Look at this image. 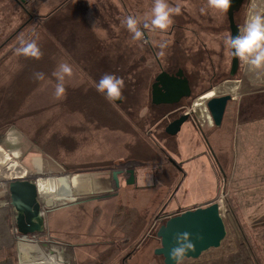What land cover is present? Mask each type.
I'll return each instance as SVG.
<instances>
[{"label": "rangeland", "instance_id": "1", "mask_svg": "<svg viewBox=\"0 0 264 264\" xmlns=\"http://www.w3.org/2000/svg\"><path fill=\"white\" fill-rule=\"evenodd\" d=\"M166 2L181 9L166 30L143 28L154 0H41L36 13V4L21 6L27 19L11 34L33 19L24 41L34 40L42 55L18 54L20 47L5 55L3 46L12 38L0 41V147L15 158V169L0 177V264H164L154 253L158 227L214 201L224 238L179 264H264V70L239 60L229 76L225 11L209 8L208 0ZM257 13L264 14V0H243L236 19L241 35ZM129 15L139 21L140 40L122 23ZM197 15L201 24L194 22ZM206 19L220 26L205 27ZM5 21L0 14V36ZM150 47L164 70L181 69L190 79L185 110L205 129L203 140L220 163L204 153L190 122L164 141V126L177 107L150 104V84L160 70ZM63 63L72 73L58 98L54 73ZM105 74L123 80L120 101L97 91ZM206 91L232 97L218 127L206 106L209 98H199ZM10 129L14 143L7 138ZM176 145L179 154L171 149ZM168 158L185 168V177L168 170ZM123 165L133 170L134 183L121 175L115 186L111 170ZM20 179L35 181L44 213V233L35 243L16 236L9 185ZM117 210L129 213V222L127 216L113 220Z\"/></svg>", "mask_w": 264, "mask_h": 264}, {"label": "water", "instance_id": "2", "mask_svg": "<svg viewBox=\"0 0 264 264\" xmlns=\"http://www.w3.org/2000/svg\"><path fill=\"white\" fill-rule=\"evenodd\" d=\"M242 2L243 0H230L229 8L226 11L230 35L233 37L239 35L238 29L234 25V11ZM237 64L238 58L232 57L230 75L235 73ZM189 95L190 87L187 79L182 77V71H178L175 75L161 71L156 76L152 86L153 103L172 104ZM231 98L226 94L207 100L206 106L215 126L221 125L227 102ZM118 101L120 99L115 102ZM187 119L188 114H183L171 120L166 125L165 132L169 135L177 134ZM128 173L130 175L126 181L130 184L134 182L133 170H128ZM112 176L115 186H117V171H114ZM9 196L17 238L21 241L38 242L44 233L45 221L35 181L20 179L11 182ZM182 233H189L194 244L193 250L184 257L197 258L203 251L219 246L226 234L225 225L219 213V203L214 201L206 206L186 209L171 216L158 227L156 236L160 239V246L154 249V253L163 257L164 264H173L169 252L176 246L175 237Z\"/></svg>", "mask_w": 264, "mask_h": 264}, {"label": "clouds", "instance_id": "3", "mask_svg": "<svg viewBox=\"0 0 264 264\" xmlns=\"http://www.w3.org/2000/svg\"><path fill=\"white\" fill-rule=\"evenodd\" d=\"M230 0H208V7L217 10L227 11ZM181 9L179 7L172 8L166 0H154L151 10L150 19H147L143 28H151L153 30H166L172 23L171 16L173 13L179 15ZM128 31L132 33L134 40L142 38V31L139 21L136 17L129 15L122 22ZM24 46L18 48V54L39 58L40 52L36 42H23ZM225 46L229 51V55L238 58L240 61L247 63L251 69L264 70V14L257 13L252 15L246 21L244 32L242 35L233 37L229 35L225 40ZM72 68L69 64L63 63L59 66V72L54 73L57 78L55 95L60 98L65 93L64 77L70 76ZM37 79H44L43 73L36 74ZM124 87L123 80L114 74H105L96 84V89L103 94L110 102L117 101L121 98L122 89ZM15 130L10 129L7 138L11 142H15ZM176 246L170 252L169 257L173 264H179V261L194 248V244L189 233L178 234L175 237Z\"/></svg>", "mask_w": 264, "mask_h": 264}, {"label": "flooded vegetation", "instance_id": "4", "mask_svg": "<svg viewBox=\"0 0 264 264\" xmlns=\"http://www.w3.org/2000/svg\"><path fill=\"white\" fill-rule=\"evenodd\" d=\"M242 4V3H241ZM241 4L235 9V11H234V15H233V17H234V25L236 26V28L238 29V34H240L241 35V28L239 27V24L237 23V21H236V19H237V15H238V13H239V10L241 9ZM226 13V12H225ZM226 17H227V13H226ZM227 21H228V18H227ZM195 22V21H194ZM203 21H197V23L198 24H201ZM206 25H205V27H211V28H215V29H218V27L220 26V23L219 24H215L214 22H213V20L212 19H206ZM196 23V22H195ZM181 28V26H177V29L179 30ZM228 30H229V35H230V28H229V23H228ZM192 33V32H191ZM151 48V53H152V56L157 60V62H158V65H159V67H160V70H159V72L158 73H160L161 71H166V70H164L163 69V67L161 66V64H160V62H159V60L157 59V55H156V53H155V49H154V47H150ZM207 52H208V56H207V58H208V62H210V61H212V55H211V53H210V47H207ZM140 59H142V57H140L139 58V60ZM231 63H232V56H231ZM238 64H239V59H238ZM238 64H237V68H238ZM237 68H236V71H235V73L233 74V75H230V70H231V65H230V69H229V76H234L235 74H236V72H237ZM178 71H182L181 69H178L177 71H175V72H168V71H166L168 74H170V75H175ZM214 71H215V69H214ZM216 72V71H215ZM215 72H213V73H215ZM158 73L155 75V77L153 78V81L151 82V91H150V93H151V96H150V104L153 106V108L154 107H159V106H176L177 108L174 110V112H177L175 115H173L170 119L171 120H173V119H175V118H177V117H179L180 115H183V114H188V119L183 123V124H185L186 122H190V125H192L193 126V128H196L197 129V131L199 132L198 134L200 135V137H201V139L203 140V139H206V132H205V129H203L202 127H201V125L200 124H197L196 123V120H195V117H194V115L189 111V109L188 110H185L186 109V106H188L189 104H190V99H191V97H189V96H186V98L185 97H182L178 102H176V103H172V104H168V103H161V104H155V103H153V101H152V86H153V84H154V82H155V79H156V76L158 75ZM213 75V74H212ZM182 77H184V78H186L187 79V81H188V84H189V87H190V94H191V84H190V79L187 77V75L182 71ZM215 97H217V96H215ZM232 99V98H231ZM230 99V100H231ZM229 100V101H230ZM178 104H180V106H177ZM179 108H181V109H179ZM150 111L153 113H155L156 112V110L155 109H151L150 108ZM149 116H153V114L152 115H149ZM171 120H169V122L171 121ZM168 122V123H169ZM168 123H166V125L168 124ZM192 123V124H191ZM222 123V122H221ZM166 125L164 126V133L166 134V138L164 139V141H166L168 138L169 139H171L172 137H175L177 134H175V135H169V134H167L166 132H165V127H166ZM182 127V126H181ZM217 127V126H216ZM209 135V134H208ZM168 137V138H167ZM204 146H206V148H204V153L205 154H208L209 156H211L212 157V159L214 160V158L216 159H218V161H219V163H220V155H218L212 148H211V146H210V144L208 143V142H206V140H203L202 142H201ZM172 150H173V152L174 153H179V150H178V146L176 145V146H173L172 148H171ZM173 159V158H172ZM172 159H170V158H168L167 160H166V162H165V164H166V166H167V168H168V170H173V171H175V173H178L179 175H181V176H186V174H187V171L185 170V168L183 169L182 167H180V165H178V164H176L175 162H173V160ZM220 169H221V167H220ZM128 170H130V167L129 166H126V165H123L122 167H118L117 169H112L111 170V179L113 180V182H114V179H113V176H112V174H113V172L114 171H117V177H119V176H126V177H124L125 179H128L129 178V173H128ZM134 183V182H133Z\"/></svg>", "mask_w": 264, "mask_h": 264}, {"label": "crops", "instance_id": "5", "mask_svg": "<svg viewBox=\"0 0 264 264\" xmlns=\"http://www.w3.org/2000/svg\"><path fill=\"white\" fill-rule=\"evenodd\" d=\"M0 1H1L0 2V14L2 17L6 16V21H5L6 26L4 25L6 27V31L4 34H2V36H0L1 37L0 41H1L6 36H10L13 29H14V26L16 27L17 25H20L21 23H23L27 19V16H24V15H22V13H20V12H22L21 5L18 6L16 4L15 0H0ZM40 2H41V0L40 1L35 0V2H34V4H36V6L34 5L35 7H33L35 13L38 10V8L41 6ZM32 22H33V19L32 20L30 19L26 23V26L22 30H20V32H18L15 36H13L12 39L6 45L3 46L4 51L7 50L5 55H8V54L10 55L11 53H13L15 51L16 47L24 46L22 44V41L25 42L24 39L27 36V34H26L27 29L31 25ZM20 35H21V37L23 36V38L18 39L20 37ZM11 44H15V46L11 47ZM194 143H195V141H193V144L191 145V149L190 148L187 149L188 151L186 154H188V153H190V151L192 152L194 150ZM176 154H179V153H176Z\"/></svg>", "mask_w": 264, "mask_h": 264}, {"label": "bare ground", "instance_id": "6", "mask_svg": "<svg viewBox=\"0 0 264 264\" xmlns=\"http://www.w3.org/2000/svg\"><path fill=\"white\" fill-rule=\"evenodd\" d=\"M212 94L213 93L209 91L201 95L199 98L205 100V99L211 98ZM195 105H198V104H195ZM14 160L15 158H13V156H11L4 147H0V177H4V176L6 177V175H8L11 172L10 170H12L13 168L15 169Z\"/></svg>", "mask_w": 264, "mask_h": 264}, {"label": "trees", "instance_id": "7", "mask_svg": "<svg viewBox=\"0 0 264 264\" xmlns=\"http://www.w3.org/2000/svg\"><path fill=\"white\" fill-rule=\"evenodd\" d=\"M201 20V19H200ZM197 21H199V16L197 15L196 16V19H195V22H197ZM203 21V20H202ZM18 32V31H17ZM15 34V33H14ZM14 34H11L10 35V37L8 38L9 40L12 38V36H14ZM128 214L129 213H126L125 211H123V210H117V211H115L114 212V218H113V220H115L116 218L118 219V220H120V221H123L124 219H125V217H126V219H127V221L129 222V220H130V216H128ZM119 215H121L122 216V218H119ZM129 219V220H128ZM126 221V222H127ZM124 222V221H123ZM79 264H94V259L93 260H91V261H85V262H82V263H79Z\"/></svg>", "mask_w": 264, "mask_h": 264}, {"label": "built area", "instance_id": "8", "mask_svg": "<svg viewBox=\"0 0 264 264\" xmlns=\"http://www.w3.org/2000/svg\"><path fill=\"white\" fill-rule=\"evenodd\" d=\"M19 5L27 8V10H30L28 7L32 6L35 2V0H15Z\"/></svg>", "mask_w": 264, "mask_h": 264}]
</instances>
